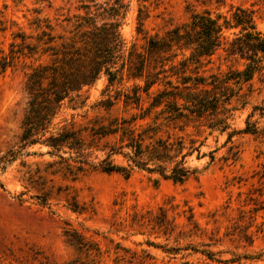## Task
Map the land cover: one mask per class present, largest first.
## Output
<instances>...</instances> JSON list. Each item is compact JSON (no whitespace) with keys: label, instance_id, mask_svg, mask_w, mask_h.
Returning a JSON list of instances; mask_svg holds the SVG:
<instances>
[{"label":"rangeland","instance_id":"obj_1","mask_svg":"<svg viewBox=\"0 0 264 264\" xmlns=\"http://www.w3.org/2000/svg\"><path fill=\"white\" fill-rule=\"evenodd\" d=\"M215 1L160 0L148 8L143 31L163 34L184 23L189 9H214ZM222 1L220 11L230 4L252 8L256 26L264 33V0ZM78 5V0H0V27H5L0 48L7 51L12 32L31 31L35 11L59 29L56 25L64 17L83 12ZM137 8L132 1L120 22L127 44L143 42V34L136 32ZM242 66V61L219 51L200 72L209 75ZM26 72L27 64L18 63L0 77V157L16 150ZM105 85L101 77L83 97L69 103L60 118L80 128L101 117L123 115L120 103L109 112L98 105L107 97L102 94ZM118 87L115 83L110 94ZM247 89L242 92L248 93V103L234 102L237 109L229 131L244 128L252 106L264 103V83L255 77L252 92ZM249 122L256 134L238 133L229 141L227 132L198 136L204 140L200 152L206 155L187 158L197 172L182 183L137 169L127 178L87 164L79 170L78 163L69 159L66 166L46 146L25 148L0 169V264H264V117L256 111ZM82 135L88 143L89 137ZM212 150L214 159L209 161ZM60 155L74 157L67 150ZM103 156L94 151L88 163L97 164ZM114 162L126 163L121 157ZM161 209L168 230L157 223L164 214ZM72 232L92 250L70 244L67 233Z\"/></svg>","mask_w":264,"mask_h":264},{"label":"trees","instance_id":"obj_2","mask_svg":"<svg viewBox=\"0 0 264 264\" xmlns=\"http://www.w3.org/2000/svg\"><path fill=\"white\" fill-rule=\"evenodd\" d=\"M78 1L83 12L64 17V23L56 25L59 29L35 11L31 31L12 32L7 51L0 48V77L18 63L27 64L16 150L0 157V169L25 148L39 144L66 166L69 159L78 163L79 170L87 164L127 178L137 169L182 183L197 172L187 165V158L193 153L196 158L206 155L200 152L204 140L197 139L202 133L227 132L226 141L238 133H257L249 118L256 111L264 117V103L252 106L244 128L229 131L237 109L234 102L248 103L242 88L247 85L251 93L255 77L264 83V33L256 26L252 8L230 4L220 11L223 1L216 0L214 9H189L184 23L159 35L143 31V22L148 8L160 0ZM132 1L138 4L136 32L143 34L141 44H127L120 33L121 19ZM219 51L242 61V68L201 73L204 63ZM101 77L107 97L98 105L109 112L120 103L124 114L101 117L80 128L60 118L62 110ZM115 83L120 87L110 94ZM82 133L89 137L88 143ZM95 139L103 143L97 145ZM64 150L74 157H62ZM94 151L104 156L97 164L88 163ZM213 153L207 154L209 161ZM114 157L126 163H115ZM161 211L157 223L168 230L165 210ZM67 235L77 249L92 250L76 232Z\"/></svg>","mask_w":264,"mask_h":264}]
</instances>
